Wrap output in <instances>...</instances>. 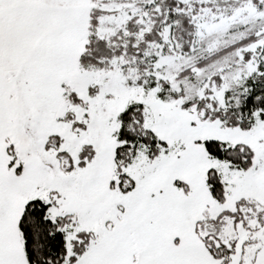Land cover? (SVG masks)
I'll return each mask as SVG.
<instances>
[{
  "label": "snow or ice",
  "instance_id": "6c2138e0",
  "mask_svg": "<svg viewBox=\"0 0 264 264\" xmlns=\"http://www.w3.org/2000/svg\"><path fill=\"white\" fill-rule=\"evenodd\" d=\"M0 264H264V0H0Z\"/></svg>",
  "mask_w": 264,
  "mask_h": 264
}]
</instances>
